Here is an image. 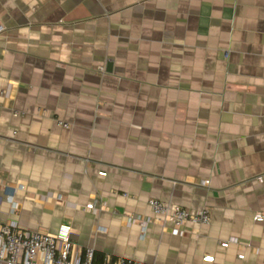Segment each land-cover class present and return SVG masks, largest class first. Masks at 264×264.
I'll return each instance as SVG.
<instances>
[{
    "label": "crops",
    "instance_id": "crops-1",
    "mask_svg": "<svg viewBox=\"0 0 264 264\" xmlns=\"http://www.w3.org/2000/svg\"><path fill=\"white\" fill-rule=\"evenodd\" d=\"M0 25V218L146 264H264V0H0ZM151 197L211 223L175 234Z\"/></svg>",
    "mask_w": 264,
    "mask_h": 264
},
{
    "label": "built area",
    "instance_id": "built-area-1",
    "mask_svg": "<svg viewBox=\"0 0 264 264\" xmlns=\"http://www.w3.org/2000/svg\"><path fill=\"white\" fill-rule=\"evenodd\" d=\"M3 29L0 25V31ZM58 123L63 127L70 126L68 122L61 120ZM99 174L106 175V171L101 170ZM204 183L208 185L210 180H205ZM148 205L156 219L172 222L175 234H180L187 223L208 225L212 220L208 207L187 210L179 204L154 197L148 199ZM87 208L97 212L94 203L87 204ZM255 220L264 221V212H257ZM150 221L151 218L133 216L129 218L128 223L139 222L145 226ZM228 244L229 242H224L222 246L226 247ZM244 256L240 254L239 258ZM95 259L94 247H86L78 252L72 239L70 224H61L56 232H49L23 228L14 220L6 221L0 218V264H146L132 258H114L109 254L104 255L100 263H97ZM204 259L213 261L214 256H206Z\"/></svg>",
    "mask_w": 264,
    "mask_h": 264
},
{
    "label": "trees",
    "instance_id": "trees-1",
    "mask_svg": "<svg viewBox=\"0 0 264 264\" xmlns=\"http://www.w3.org/2000/svg\"><path fill=\"white\" fill-rule=\"evenodd\" d=\"M103 257H104V255H102V254H96V262L97 263H100L102 260H103Z\"/></svg>",
    "mask_w": 264,
    "mask_h": 264
},
{
    "label": "water",
    "instance_id": "water-1",
    "mask_svg": "<svg viewBox=\"0 0 264 264\" xmlns=\"http://www.w3.org/2000/svg\"><path fill=\"white\" fill-rule=\"evenodd\" d=\"M108 66L110 67L111 66V63H109Z\"/></svg>",
    "mask_w": 264,
    "mask_h": 264
}]
</instances>
